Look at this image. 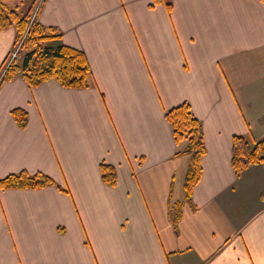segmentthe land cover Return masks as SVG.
I'll return each mask as SVG.
<instances>
[{
  "label": "crops",
  "instance_id": "crops-1",
  "mask_svg": "<svg viewBox=\"0 0 264 264\" xmlns=\"http://www.w3.org/2000/svg\"><path fill=\"white\" fill-rule=\"evenodd\" d=\"M36 16L85 54L93 83L0 86V180L57 185L0 190V264H264V164L231 165L234 136L264 139V3L43 0ZM14 39L0 32V70ZM182 103L205 148L189 200V157L164 117Z\"/></svg>",
  "mask_w": 264,
  "mask_h": 264
},
{
  "label": "trees",
  "instance_id": "trees-1",
  "mask_svg": "<svg viewBox=\"0 0 264 264\" xmlns=\"http://www.w3.org/2000/svg\"><path fill=\"white\" fill-rule=\"evenodd\" d=\"M260 1L264 3V0ZM161 3L162 0H153V4ZM165 6L168 11H171L170 4ZM30 8L21 16L17 10L10 9L0 0V32L13 28L15 31L13 48L19 45V51L23 54L21 63L13 61L6 68L0 80V86L4 82L21 77L30 88H36L50 80H55L65 89L90 87L93 83L92 75L85 54L64 45L62 35L56 28L45 27L36 18L31 21ZM11 114L17 126L20 129L25 128L27 114L21 109H15ZM164 117L171 127L176 145H182L181 150L177 151V156L189 157L183 179L185 200H189L192 189L200 179V160L205 154L202 125L193 116L187 103L166 111ZM258 164H264V139L253 141L244 136H234L231 165L235 175L239 176L249 166ZM100 174L104 184L110 187L115 186L114 167L101 164ZM54 186H57L56 183L47 175L42 173L30 175L25 171L8 175L0 180V190H39ZM60 190L68 193L66 189L60 188ZM180 210V203L174 205L171 203L169 214L175 230L181 218Z\"/></svg>",
  "mask_w": 264,
  "mask_h": 264
},
{
  "label": "rangeland",
  "instance_id": "rangeland-1",
  "mask_svg": "<svg viewBox=\"0 0 264 264\" xmlns=\"http://www.w3.org/2000/svg\"><path fill=\"white\" fill-rule=\"evenodd\" d=\"M7 1V2H6ZM5 3L13 10H17L19 15H24L28 12V9L30 7L31 9V21L33 19H37V10L39 8V5L43 0H35L34 2L30 0H6ZM12 3H15V5H12ZM16 6V7H15ZM23 54L19 51V45L15 48H12L11 52H9L8 56L5 58L6 62L3 65V67L0 70V80L6 70V68L11 64L13 61H17V63H21ZM178 194V188L176 189Z\"/></svg>",
  "mask_w": 264,
  "mask_h": 264
}]
</instances>
